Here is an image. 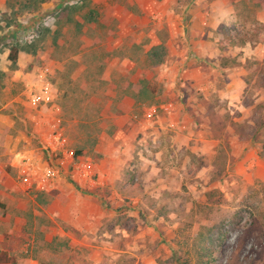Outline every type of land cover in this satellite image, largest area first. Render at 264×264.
Here are the masks:
<instances>
[{"label":"rangeland","instance_id":"obj_1","mask_svg":"<svg viewBox=\"0 0 264 264\" xmlns=\"http://www.w3.org/2000/svg\"><path fill=\"white\" fill-rule=\"evenodd\" d=\"M212 1L177 0L171 17L157 18L160 21L152 18L151 28L157 27L158 38L168 44L171 56L168 59H176L177 41L188 48L194 10L203 11ZM64 2L59 0V8L64 7ZM86 2L83 0L73 6ZM262 2L264 0H237L228 3L230 13L222 10L220 17L224 22L214 33V37L221 38L216 45L220 52L194 64L205 67L199 73L200 78H196L199 82L184 73L188 63L183 69L181 66L171 69L172 62L167 68L166 63L152 67L144 52L127 51L141 57L137 66L148 75V90L142 92L141 107L147 108L146 113L152 105L158 106L151 111L153 115L145 118L163 117L169 123L167 111L159 105L177 103L182 109L178 111L177 120L172 117L175 124L169 127H177L186 113L184 119L192 123L193 138L191 147L177 152L164 142L150 141L155 145L149 146L151 151H163L161 159H157L154 177L141 178L135 158L132 168L130 165L124 170L125 180H116L115 204L108 199V204L102 206L113 218L114 238L107 241L111 244L114 240L119 249L115 245L114 248L108 246L103 253L101 247L104 246L98 245L95 239L82 245L71 243L72 239L64 236L46 241V233L41 229L46 219L35 218V208L42 210L32 203L24 212L23 232L27 236L19 240L21 246L29 241L27 237L35 234L33 251L42 264H264V12L263 20L258 18V13L264 11ZM60 13L57 10L47 14L56 15L54 22L37 21L41 34L56 25ZM220 17L213 20L218 21ZM187 50L189 60L194 51ZM235 71L236 78L242 72L239 80L231 78ZM204 79L209 81L203 83ZM154 96L157 102L149 103ZM87 98L83 97V103ZM95 109L73 113L80 120L79 125L71 123L72 113L68 112L66 118L72 140L70 149L75 157H90L94 161L96 181L103 158V154L96 151V139L104 129L101 124L105 117ZM141 112H137V120ZM141 137L139 135L136 141ZM41 142L40 139L39 147H43ZM193 146L196 148L192 149ZM58 157L47 152L43 160L58 164ZM69 167H62V171ZM144 179L146 183H156V189L143 188ZM87 184H82L86 190ZM54 185L51 181L52 188ZM98 193L103 197L109 195L106 191ZM118 201L121 204H117ZM13 244L16 243L10 241L6 247L15 257V252L11 251Z\"/></svg>","mask_w":264,"mask_h":264},{"label":"crops","instance_id":"obj_2","mask_svg":"<svg viewBox=\"0 0 264 264\" xmlns=\"http://www.w3.org/2000/svg\"><path fill=\"white\" fill-rule=\"evenodd\" d=\"M7 1L0 0V250L12 255L10 248L6 247L11 241L16 243L11 251L15 252L17 264H42L33 251L35 234L32 238L27 237L26 244L21 246L19 243L27 236L23 232L26 225L24 212L31 203L42 210L39 212L35 208V218L43 216L46 219L41 228L46 233V241L64 236L71 238V243L82 245L95 239L98 245L104 246H100L103 250L108 246L114 248V240L111 244L107 241L114 238L113 218L105 212L102 204H108V199L115 204L116 180H125L124 170L130 165L132 168L131 162L135 158L141 178L154 177L157 159H161L163 151H151L150 147L155 145L150 141L164 142L177 152L191 147L193 138L192 123L184 119L186 113L177 127H169L175 124L172 117L177 120L178 111L182 109L177 103L170 101L159 105L167 111L169 123L163 117L145 118L153 115L151 111L157 110L158 106L152 105L146 113L147 108L141 107L144 101L142 92L148 90V75L137 66L141 57H134L127 51L144 52L147 58L152 47L165 43L168 48L165 61L152 67H162L166 63L167 68L172 62L171 69L180 66L183 69L188 63L184 73L187 78L197 80L205 67H195L194 64L219 54L216 45L221 38L214 37V33L224 22L220 17L222 10H227L228 3L237 0H213L203 11L195 9L188 48L177 41L175 60L168 59V44L158 38V28H151L150 22L152 18L160 21L157 18L171 17L177 0H86L83 5L65 10L59 8V0H47L37 10L17 16L11 15ZM261 7L264 9V2ZM57 10L61 13L56 25L43 31L36 47L24 50V45H17L19 31L35 26L48 13ZM230 11L228 9L227 13ZM263 12L258 13L260 20H263ZM218 17V21L213 20ZM171 31L173 38L174 29ZM14 46L21 47L15 60L10 57ZM187 49L194 51L189 60ZM45 67L51 68L48 79L57 91L58 112L34 107L29 101L32 91L40 85ZM235 72L231 78L239 80L242 72H239V78ZM208 81L204 79L203 83ZM83 97H89L86 103H83ZM156 97L149 103H154ZM94 109L105 117L101 124L104 129L96 139V151L103 154L96 183H88L86 190L82 187L85 183L72 180L66 169L53 180L54 189L50 183L43 188L25 190L19 178V165L25 155H32L40 164L47 163L43 157L48 151H43L39 144L40 139H45L51 131L56 116L62 117L69 144H72L67 113H72L71 123L79 125L80 120L73 113ZM139 111L143 112L137 120ZM139 135L142 137L138 142ZM144 182L141 186L148 191L156 189V183ZM51 188L53 190H49ZM98 191L109 192V195L103 197ZM117 204L121 203L118 201Z\"/></svg>","mask_w":264,"mask_h":264},{"label":"built area","instance_id":"obj_3","mask_svg":"<svg viewBox=\"0 0 264 264\" xmlns=\"http://www.w3.org/2000/svg\"><path fill=\"white\" fill-rule=\"evenodd\" d=\"M83 0H65L64 6L77 5ZM56 15H46L42 18L43 23L54 22ZM41 37V26H35L21 30L17 34V42L31 44ZM51 73L50 67H45L41 74V82L36 90H33L29 101L34 107H46L50 111L58 112L57 91L53 83L48 79ZM43 141V149L53 154L59 155L58 164L47 162L40 164L32 155H25L19 165L20 181L25 188L29 190L34 187L43 188L55 180L62 173V167L70 165L67 172L72 180L78 183L95 184V176L97 175V166L90 157H75V152L70 149L69 138L67 137L63 119L56 116L52 124L51 131L47 134Z\"/></svg>","mask_w":264,"mask_h":264},{"label":"trees","instance_id":"obj_4","mask_svg":"<svg viewBox=\"0 0 264 264\" xmlns=\"http://www.w3.org/2000/svg\"><path fill=\"white\" fill-rule=\"evenodd\" d=\"M47 0H8V5L11 9V15L17 16L24 12H32L37 10L42 3L46 2ZM73 5H67L62 7V10L69 8ZM38 40V39H37ZM37 40L31 44H27L22 48L24 50H31L33 47H36ZM19 45V44H18ZM21 47L14 46L11 52L10 57L15 60L16 56L19 52ZM168 54V48L165 43H161L151 48L150 51L147 53V59L150 65H159L162 64L166 56ZM17 264L16 257L10 255L7 251L0 252V264Z\"/></svg>","mask_w":264,"mask_h":264}]
</instances>
